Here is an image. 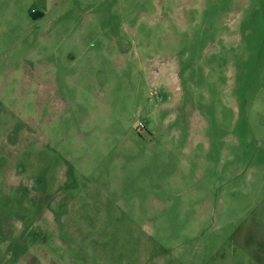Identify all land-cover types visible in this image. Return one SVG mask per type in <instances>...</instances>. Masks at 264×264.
I'll use <instances>...</instances> for the list:
<instances>
[{"label":"rangeland","instance_id":"374dc122","mask_svg":"<svg viewBox=\"0 0 264 264\" xmlns=\"http://www.w3.org/2000/svg\"><path fill=\"white\" fill-rule=\"evenodd\" d=\"M0 264H264V0H0Z\"/></svg>","mask_w":264,"mask_h":264},{"label":"built area","instance_id":"2783aa9c","mask_svg":"<svg viewBox=\"0 0 264 264\" xmlns=\"http://www.w3.org/2000/svg\"><path fill=\"white\" fill-rule=\"evenodd\" d=\"M141 125V124H138V126Z\"/></svg>","mask_w":264,"mask_h":264}]
</instances>
